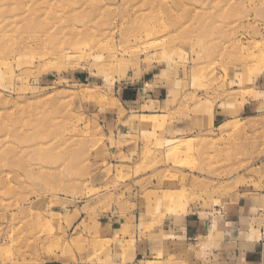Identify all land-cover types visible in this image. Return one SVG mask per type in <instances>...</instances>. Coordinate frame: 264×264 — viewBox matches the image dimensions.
Returning a JSON list of instances; mask_svg holds the SVG:
<instances>
[{"label":"rangeland","instance_id":"rangeland-1","mask_svg":"<svg viewBox=\"0 0 264 264\" xmlns=\"http://www.w3.org/2000/svg\"><path fill=\"white\" fill-rule=\"evenodd\" d=\"M263 49L264 0H0V264H212L183 220L264 193Z\"/></svg>","mask_w":264,"mask_h":264},{"label":"crops","instance_id":"crops-1","mask_svg":"<svg viewBox=\"0 0 264 264\" xmlns=\"http://www.w3.org/2000/svg\"><path fill=\"white\" fill-rule=\"evenodd\" d=\"M134 89L137 90L136 94L129 92L128 94L131 93V95L125 98L128 104H135L138 109L151 104L155 106L152 112L153 116L167 117L169 115L170 106L167 102L168 92L165 87L156 86L150 90V94L146 91L145 93L144 88L137 87L136 89L134 87ZM136 97L137 101L135 100ZM190 130L189 123L179 120L173 121V123L168 122L162 132L165 136H171L183 135ZM238 194L239 196L230 211L211 212L209 219L203 218L200 212H191L183 220L185 239L195 241L196 245L210 251L212 264H264V203H261L263 201L260 198V196H264V193L239 191ZM191 211L204 210L192 209ZM260 220L263 221L262 226H260L261 236L258 240L249 242L243 237V230L250 224L252 225L253 221L258 222ZM113 224H115V220L112 218L107 225L113 227ZM120 224L123 225L124 223L121 222ZM257 226L255 225V228ZM209 235L212 236L211 239H207ZM150 244L149 241L140 239L136 243L135 257L146 254L151 249ZM50 264L59 263L55 261Z\"/></svg>","mask_w":264,"mask_h":264},{"label":"bare ground","instance_id":"bare-ground-1","mask_svg":"<svg viewBox=\"0 0 264 264\" xmlns=\"http://www.w3.org/2000/svg\"><path fill=\"white\" fill-rule=\"evenodd\" d=\"M260 50V49H259ZM264 50V49H263ZM252 58V57H251ZM253 59V58H252ZM262 60L264 61V55H262Z\"/></svg>","mask_w":264,"mask_h":264}]
</instances>
